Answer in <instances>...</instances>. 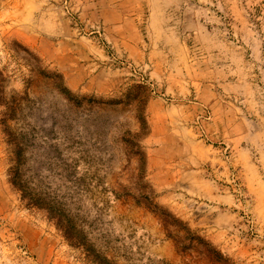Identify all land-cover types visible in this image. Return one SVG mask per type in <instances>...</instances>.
Segmentation results:
<instances>
[{
    "label": "rangeland",
    "instance_id": "1",
    "mask_svg": "<svg viewBox=\"0 0 264 264\" xmlns=\"http://www.w3.org/2000/svg\"><path fill=\"white\" fill-rule=\"evenodd\" d=\"M0 97V264H264V0H0Z\"/></svg>",
    "mask_w": 264,
    "mask_h": 264
},
{
    "label": "trees",
    "instance_id": "2",
    "mask_svg": "<svg viewBox=\"0 0 264 264\" xmlns=\"http://www.w3.org/2000/svg\"><path fill=\"white\" fill-rule=\"evenodd\" d=\"M13 100L12 101H5L3 98L0 97V104L4 106L5 111L3 113V117L1 118V123L4 124V131L7 133L8 127L7 125H5V122L7 120V118L11 117L13 114L12 112L14 111V107H13ZM11 133L8 132V136ZM10 144H14L12 146H17V143H13V139L10 137ZM12 153H13V159H14V165L12 167H10L9 170V181L12 184V186L14 188H16L17 190L20 191V198L22 200H26V205H36L38 200H39V193H34V191H32L31 189H29V187L22 182L19 177L20 175L19 173V156L21 154V151L19 149H13L12 148Z\"/></svg>",
    "mask_w": 264,
    "mask_h": 264
}]
</instances>
